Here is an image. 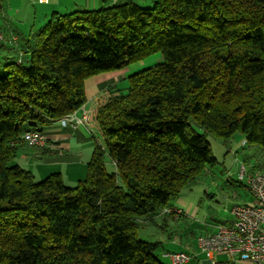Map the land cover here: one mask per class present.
Wrapping results in <instances>:
<instances>
[{"label": "trees", "instance_id": "16d2710c", "mask_svg": "<svg viewBox=\"0 0 264 264\" xmlns=\"http://www.w3.org/2000/svg\"><path fill=\"white\" fill-rule=\"evenodd\" d=\"M152 2L54 13L25 45L6 41L0 264H164L163 244L141 240L140 226L218 163L209 136L240 132L264 153V0ZM156 55L109 86L96 119L103 142L77 187L12 164L27 132L85 105L89 79Z\"/></svg>", "mask_w": 264, "mask_h": 264}, {"label": "rangeland", "instance_id": "374dc122", "mask_svg": "<svg viewBox=\"0 0 264 264\" xmlns=\"http://www.w3.org/2000/svg\"><path fill=\"white\" fill-rule=\"evenodd\" d=\"M141 6L152 8L153 2L145 0ZM158 56H153L126 69L130 70L137 66V71L151 67L159 63ZM13 61L14 58L8 62ZM136 71L134 70L133 73ZM209 141L218 163L207 167L205 172L185 188L179 197L170 202L169 207L182 210V214L175 217L174 214L165 216L166 214L162 213L155 218L154 222H145L140 226L139 238L141 240L163 244L157 256L164 264L171 263L163 256V252L186 250L185 243L194 244L198 236L215 232L220 227H226V224L233 219L231 210L235 206L253 201L247 187V178L241 179V172L245 169L247 173L254 174L264 169L260 168L264 164V153L257 146L246 144L240 132L236 133L227 143L213 136H209ZM36 153L37 150L25 144L20 147L18 156L12 164H18L32 172L37 181H42L54 173H62L65 184L71 188L77 187L86 179V168L67 170L59 165L47 166L42 159L35 158ZM23 154H28L29 158L22 159ZM107 167L111 169L109 164ZM218 259L219 262L226 261L221 264H252L231 263L226 260V257ZM204 261H206L205 257L201 256L198 260H192L190 264H204Z\"/></svg>", "mask_w": 264, "mask_h": 264}, {"label": "crops", "instance_id": "0c3cea01", "mask_svg": "<svg viewBox=\"0 0 264 264\" xmlns=\"http://www.w3.org/2000/svg\"><path fill=\"white\" fill-rule=\"evenodd\" d=\"M126 1L129 0H6L0 12V29L5 34L8 43L12 37H17L18 44L25 45L31 40L32 34L44 26L54 13L68 14L80 10H98ZM131 1L140 5L145 3V0ZM146 3L148 2L146 1ZM8 43H0V54L9 52ZM158 58L160 59V57ZM136 68L137 66L130 70L123 69L104 73L89 79L86 82L87 101L85 108L96 115L99 108L111 96L108 91L109 86L123 83L134 70L136 71ZM81 114L82 110H79L78 115ZM44 134L48 139L46 148L36 149L31 147V149L37 150L35 158L42 159L47 166L59 165L67 168V170L86 168L87 171V164L91 160L96 145L103 142V133L96 121L78 128H63L53 124L47 126ZM28 158V154L22 155V159ZM60 174L63 176L62 173ZM232 222L233 219L226 226H231ZM185 244V252L197 253L196 243ZM201 256L203 255H199L197 259ZM221 263H226V261L219 264ZM204 264L211 263L206 259Z\"/></svg>", "mask_w": 264, "mask_h": 264}, {"label": "built area", "instance_id": "2783aa9c", "mask_svg": "<svg viewBox=\"0 0 264 264\" xmlns=\"http://www.w3.org/2000/svg\"><path fill=\"white\" fill-rule=\"evenodd\" d=\"M0 0V12L3 3ZM8 41L0 29V43ZM17 43V37H12L9 44ZM72 113L56 122L57 125L67 128H78L97 122V114L85 108ZM24 141L32 148H44L47 145V136L40 132L29 131L24 135ZM247 178V187L253 197L250 203L235 206L231 210L233 222L231 226L220 227L215 233L200 235L197 238V253L184 251H167L164 257L171 264H189L194 258L203 255L211 264H219L220 257H226L228 262H246L264 264V170L249 174L245 169L241 172V179ZM163 214H174L178 217L182 210L167 208Z\"/></svg>", "mask_w": 264, "mask_h": 264}]
</instances>
